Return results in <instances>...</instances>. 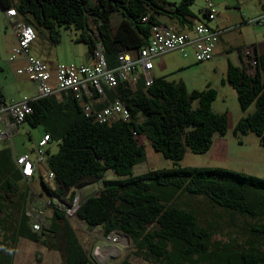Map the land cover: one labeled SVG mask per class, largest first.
Returning <instances> with one entry per match:
<instances>
[{"label": "trees", "instance_id": "obj_1", "mask_svg": "<svg viewBox=\"0 0 264 264\" xmlns=\"http://www.w3.org/2000/svg\"><path fill=\"white\" fill-rule=\"evenodd\" d=\"M191 2L181 0L171 9L162 0H94L93 4L89 0H0V5L15 7L21 21L38 30L46 28L54 44L61 41L59 26L74 28L75 41L86 43L92 56L101 44L108 66L115 67L121 52H135L148 42L153 25L161 23L159 14L191 24ZM114 13L119 16L115 26ZM256 61L253 72L229 62L226 81L236 89L244 111L255 105L253 112L235 123L234 132H254L264 145V53L257 54ZM139 84L133 90L125 81L115 91L109 90L130 113L128 119L112 123L87 116L72 94H64L62 100L52 95L31 103L33 112L25 121L32 126L45 124L44 134L59 140L57 152L47 151L45 160L55 175L56 188L42 179L45 189L62 197L66 190H73L71 202L75 189L101 181L98 192L81 202L78 219L106 235L118 231L129 236L141 251L162 264H264V178L225 167L180 164L187 149L205 153L215 134L227 133L228 114L212 109L217 90L208 86L189 92L182 81L164 77H155L150 86L145 81ZM136 134L144 135L175 165L134 173V167L146 159L145 144ZM109 171L115 177H108ZM24 182L10 148L1 149L0 229L11 227V234L0 242V264H12L21 236L38 239L40 234L50 238L58 234L60 219L67 225L63 252L59 248L63 264H97L59 208H53L49 227L33 230L26 215L31 188ZM185 195H201L211 206L226 210L229 219L225 223L237 234H228L227 242L216 238L222 214L214 212L203 224L199 210L183 199ZM13 210L19 211V218L8 227ZM119 264L136 263L125 258Z\"/></svg>", "mask_w": 264, "mask_h": 264}, {"label": "rangeland", "instance_id": "obj_2", "mask_svg": "<svg viewBox=\"0 0 264 264\" xmlns=\"http://www.w3.org/2000/svg\"><path fill=\"white\" fill-rule=\"evenodd\" d=\"M180 1L162 0V2H165V6L170 9L171 7H175L174 3L178 4ZM206 1L192 0L189 7L197 17L211 25H214L213 22L217 20L218 16L222 17L227 12L233 16L231 17L227 14L230 17L231 25L233 21H239L242 14L250 19L261 10V0H211L218 13L215 19L210 20L202 14ZM89 2L93 4L94 0H89ZM159 15L162 16V19L172 18L163 13ZM117 17H119L118 13L112 15L114 26ZM19 20H22L20 16ZM92 28H94V25H92ZM35 30L37 38L31 44V54L46 61L53 71L56 65L60 63H92L94 58H92L93 56L91 57L87 44L75 41L76 30L74 28H69L65 25L59 26L61 41L57 44L51 42L49 31L46 28H41L40 30L35 28ZM229 35L234 40L235 45H249L256 40L264 39V29L260 26L245 24L240 28L232 30ZM14 41L15 36L12 34V29L0 17V83L6 86L13 100H18L24 95L36 94V89L34 80L30 79L28 75L17 72V69L23 64L21 63V59L18 58L15 61H10L8 58L11 49H13ZM229 57L222 54L210 60L198 62L189 50L186 52L174 50L154 57V75H157L155 73L158 72L160 74L157 77H164L167 80L175 82L182 81L189 92L195 89L203 90L208 86L215 88L217 90V97L212 102V109L218 113L226 112L230 122L233 123L228 127L224 140H222L223 144H221L220 155L214 156V151H211L212 149L205 153H196L187 149L185 156L180 160L182 166H219L264 178V145L261 144L260 138L254 132L246 134H236L234 132L233 125L239 120V115L243 112V109L240 106L236 89L226 81V72L229 61L235 64L238 63L237 50L232 51ZM193 104L197 105V101H194ZM248 109H250V112H253L255 105L252 104ZM45 130V124L32 126L26 122L21 125L19 132L13 136L12 141L10 139L6 141L0 137V148L9 146L16 153L36 157L37 143L40 135ZM140 140L144 142L146 147V159L134 167V173H143L148 169L170 168L175 165L172 159L156 151L148 139L141 137ZM58 144L59 140L54 139L46 149L51 147L50 152L55 153L58 150ZM42 170L43 176L35 174L31 181L33 190L31 189L29 192L26 211L31 214L30 217L33 219L31 223H39L43 229L50 226L53 208L43 205L52 195L45 189L42 179L52 189L56 188V183L53 178L47 176L46 166H43ZM107 175L108 177H115L112 171H109ZM24 183L27 186L26 182ZM100 188L101 181H92L75 189V193L79 197V202H82L88 196L97 193ZM72 192L73 190H66L65 198L69 199ZM36 194L41 197V200L37 198ZM183 199L199 210L200 219L203 224L212 218L214 212L218 211L222 214V217L218 220L219 233L216 238L223 240L230 233L232 235L237 234L232 226H228L230 224L225 223V220L229 219L226 210L221 209L219 206H211L210 202L201 195H185ZM13 211L11 220L8 223L6 222V226L8 227L13 223V219L19 218V211ZM69 223L76 233L78 242L82 244L97 264H119L125 258L136 264H162L160 260L154 259L141 251L129 236L122 235L120 234L121 232L114 231L106 235L102 229L88 227L77 218L71 220ZM58 224L61 228L58 234H53L51 238L48 235L41 234L38 239L21 236L15 248L12 264H63L61 250L63 252V247L65 246V229L67 225L63 219L58 220ZM244 229L246 230L247 227L245 226ZM10 234L11 227L8 231L1 228L0 242L4 236Z\"/></svg>", "mask_w": 264, "mask_h": 264}, {"label": "built area", "instance_id": "obj_3", "mask_svg": "<svg viewBox=\"0 0 264 264\" xmlns=\"http://www.w3.org/2000/svg\"><path fill=\"white\" fill-rule=\"evenodd\" d=\"M5 12L7 23L13 28L17 38L10 60H16L19 56L26 58V64L18 69V73L26 74L35 81L36 95H24L20 100L7 101L0 91V137L2 138H12V129H17L27 115L33 112L31 103L35 99L55 94H72L83 106L86 115L93 116L101 123L128 119L129 110L120 98H115L100 109H94L90 100L104 96L108 90L115 91L121 82H131L132 76L139 70L145 85L150 86L154 81V57L158 55L174 50L186 52L188 46H193L198 62L210 60L214 57L219 36L228 29L226 26H212L205 21H196L193 23L194 34L192 35L188 31H177L166 23H157L151 29L148 42L135 52L129 50L121 52L115 67L108 66L103 54V46L97 44L92 63H60L53 71L46 61L31 54V44L37 38L35 28L17 19L18 12L15 7L5 8ZM203 12L210 20L215 19L218 13L211 0H207ZM223 22L227 23L228 19L224 18ZM247 22L264 28V11ZM240 51L243 66L247 67L249 72L255 71L257 64L255 46L247 45ZM136 136L139 139L144 137L140 134ZM51 141L50 133L42 135L37 145L36 161L27 154L15 155L14 160L25 180L30 181L38 169L37 166L46 163V147ZM47 172L48 177H55L50 170L47 169ZM80 204L76 194L71 202L62 195H53L43 203L45 206L62 210L69 222L75 218L78 219L76 212ZM32 228L35 231L42 229L39 223H34Z\"/></svg>", "mask_w": 264, "mask_h": 264}, {"label": "crops", "instance_id": "obj_4", "mask_svg": "<svg viewBox=\"0 0 264 264\" xmlns=\"http://www.w3.org/2000/svg\"><path fill=\"white\" fill-rule=\"evenodd\" d=\"M13 1H15V0H13ZM207 2V1H206ZM1 6V5H0ZM205 6H206V3H205V5H204V7H203V9H202V14H204V8H205ZM5 8H9V7H2L1 6V10H0V17H1V19L3 20V21H5L6 23H7V20H6V12H5ZM264 11V0H261V10H260V12L258 13V14H256V16L257 15H259V14H261L262 12ZM193 12V11H192ZM227 14L228 15H230L231 17H233L232 16V14L231 13H229V12H227ZM223 15L222 17L221 16H218V18H217V20H215L213 23H214V25H212V26H217V25H220V26H226L228 29L227 30H225L220 36H219V39H218V41H217V44H216V47H215V53H214V57H216V56H219V55H222V54H224L225 56H227V57H229V55L232 53V51H234V50H237V59H238V63L237 64H235V63H233V64H235V65H237V66H243V58H242V54H241V48H243V47H245V46H247V45H235V43H234V40L230 37V35H229V33L232 31V30H234L235 28L237 29V28H240L242 25H245V24H250L249 22H246V20H248L249 18H247L246 17V15H244V14H242V17H241V19L239 20V21H237V22H235V21H233V24H231L230 25V22H231V20H230V17L228 16V15ZM158 17V19H159V21L161 22V23H166V24H168V25H170V26H172L174 29H176L177 31H188V32H191V34L193 35L194 34V31H193V22H196V21H203L201 18H199V17H197L195 14H194V12H193V16H190V17H188V19L191 21V20H193V22H191V24L190 23H188V22H180V20L179 19H177V18H166V19H162V16H160V15H158L157 16ZM255 17V16H254ZM224 18H227L228 19V22L227 23H225V22H223V19ZM17 19H19V14H18V16H17ZM232 19H235V18H232ZM8 24V23H7ZM211 25V24H210ZM250 25H252V24H250ZM254 26V25H253ZM9 28L10 29H12V34L15 36V41L13 42V47L12 48H14V46L16 45V43H17V38H16V34H15V32L13 31V28L9 25ZM264 29V28H263ZM249 45H253V46H255V48H256V52H257V54H262V53H264V39H261V40H256V41H254L253 43H250ZM190 51V53L191 54H193V56L195 57V55H194V49H193V46H188L187 47V49H186V51ZM11 52H12V49H11ZM11 52H10V55H11ZM171 52V51H170ZM168 53V52H167ZM10 55H9V60H10ZM91 57H92V55H91ZM213 57V58H214ZM21 59V63H23L22 64V66L21 67H23L25 64H26V58L24 57V56H19V57H17L16 59ZM92 58H94V56L92 57ZM230 58V57H229ZM212 59V58H211ZM10 61H15V60H10ZM229 62H231V61H229ZM57 66V65H56ZM20 68V67H19ZM18 68V69H19ZM56 68V67H55ZM227 68H228V66H227ZM18 69H17V72H18ZM154 71H155V65H154V69H153V76H154V78L155 77H157L160 73H155V74H157V75H154ZM227 73V72H226ZM20 74V73H19ZM26 75V74H25ZM139 82H144V78H143V76H142V74H141V70H139V71H137V72H135V74L132 76V79H131V82H130V84H131V86H132V88H133V90L134 89H137V88H139V86H140V84H139ZM53 83H55V81H53ZM35 89H36V83H35ZM0 90H1V92H2V94H3V96H4V98H5V100H7V101H17V100H13L12 99V97H10L11 95H10V93H9V91H8V89L6 88V86L3 84V83H0ZM112 94V92L111 91H107L106 93H105V95L104 96H101V97H99V98H94V99H91L90 100V102H91V104L93 105V108L94 109H100V108H102V107H104L105 105H107V104H109L110 102H112L115 98H114V96H112L111 95ZM36 94H32V95H29V96H35ZM55 96H57V98L58 99H60V100H62V97H63V95L62 94H55ZM21 99V98H20ZM20 99H18V100H20ZM249 113H251L250 112V109H247V110H243V112L239 115L240 117H239V119L241 118V117H243V116H245V115H247V114H249ZM24 123H26V121H24L22 124H20L18 127H17V129H12V138H13V136L16 134V133H18L19 132V130H20V127H21V125H23ZM233 123H231L230 122V119H229V124H228V127H230L231 125H232ZM234 126V125H233ZM250 133V132H249ZM44 134V133H43ZM43 134H41L40 135V138L42 137V135ZM224 137H225V135L224 136H222V135H220V134H215V136H214V142H213V145H212V147H211V151H214V153H213V155L214 156H217V155H220V151H221V144H223V141L222 140H224ZM259 137V136H258ZM12 138H4L6 141L8 140V139H10L11 141H12ZM39 138V139H40ZM39 141V140H38ZM53 141V140H52ZM51 141V142H52ZM50 142V143H51ZM38 144V143H37ZM215 144H217V146H215ZM7 148H10V150H11V153H12V155H13V160L15 159V155L16 154H23V153H16V151L13 149V148H11V147H9V146H6ZM6 147H1L0 148V150L1 149H3V148H6ZM214 147H216V148H214ZM47 151H51V147L50 148H47L46 149V154H47ZM33 160H37V156L36 157H32V156H30ZM15 161V160H14ZM43 166H46V163L45 164H40V165H38L37 167H38V169L36 170V173L35 174H38V175H40L41 177L43 176ZM46 168H47V166H46ZM35 176V175H34ZM34 178V177H33ZM32 178V179H33ZM32 179L30 180V181H27V180H25L26 182H27V184L30 186V188L32 189V186H31V181H32ZM33 190V189H32ZM32 192V191H31ZM37 195V194H36ZM37 198H39V200H40V196L39 195H37ZM26 215L27 216H31V214L28 212V211H26ZM33 221V219L30 217V223ZM31 225H33L32 223H31ZM229 238H230V236L228 235L227 237H226V239H223L222 241L223 242H227L228 240H229ZM219 239V238H218Z\"/></svg>", "mask_w": 264, "mask_h": 264}]
</instances>
